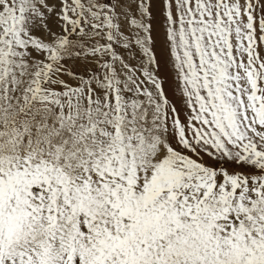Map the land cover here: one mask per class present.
Here are the masks:
<instances>
[{"label": "snow or ice", "instance_id": "obj_1", "mask_svg": "<svg viewBox=\"0 0 264 264\" xmlns=\"http://www.w3.org/2000/svg\"><path fill=\"white\" fill-rule=\"evenodd\" d=\"M0 264H264V0H0Z\"/></svg>", "mask_w": 264, "mask_h": 264}]
</instances>
